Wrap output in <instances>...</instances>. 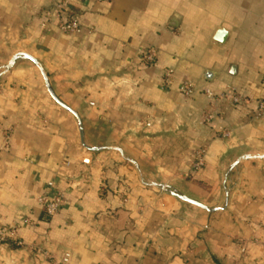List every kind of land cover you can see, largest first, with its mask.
Wrapping results in <instances>:
<instances>
[{
  "label": "crops",
  "instance_id": "1",
  "mask_svg": "<svg viewBox=\"0 0 264 264\" xmlns=\"http://www.w3.org/2000/svg\"><path fill=\"white\" fill-rule=\"evenodd\" d=\"M67 3L0 0V264H264V0Z\"/></svg>",
  "mask_w": 264,
  "mask_h": 264
},
{
  "label": "built area",
  "instance_id": "2",
  "mask_svg": "<svg viewBox=\"0 0 264 264\" xmlns=\"http://www.w3.org/2000/svg\"><path fill=\"white\" fill-rule=\"evenodd\" d=\"M56 1V8L58 10V13L54 15L55 19H57L56 28L65 34L74 35L79 31V28L81 26L80 18L76 14H69L70 12L67 11V0H54ZM63 13V15H62ZM42 28L46 27V23L41 24ZM157 57V51L153 47H149L146 49L143 55V60L148 63L155 62ZM173 71L171 69H168L165 71L163 76V82L165 84H170L172 79ZM195 91V84L194 82L190 80L183 81L181 85L179 86V92L186 97L191 96ZM207 93L210 95V93L207 91ZM230 98L232 102H238L239 98L234 95L233 93L230 95ZM255 117H262L264 116V93L260 100L258 101V104L256 106L255 110ZM203 120L205 122L211 121L214 116L213 113L210 111H206L203 114ZM222 136H228L229 132L227 130L220 129ZM8 138L9 133L5 134V142L2 147V149H5L9 146L8 144ZM206 152V148L204 146L198 147L194 150L193 153V170L198 171L200 170L205 162H204V155ZM39 202L42 206L43 211L48 216H54L57 214L62 206V196L61 193L57 190L43 194L39 197ZM14 230L12 228L8 227H2L0 229V242L7 241L11 236H13ZM16 245L21 246L22 242L19 240L15 241ZM48 257H51V255L46 254ZM70 254L64 253L61 257V263H67L69 260Z\"/></svg>",
  "mask_w": 264,
  "mask_h": 264
},
{
  "label": "water",
  "instance_id": "3",
  "mask_svg": "<svg viewBox=\"0 0 264 264\" xmlns=\"http://www.w3.org/2000/svg\"><path fill=\"white\" fill-rule=\"evenodd\" d=\"M21 58L31 60L32 62H34V63L39 67V70H40V72H41V74H42V76H43V80H44L45 87H46L48 93L50 94V96H51V97H52V98H53V99H54V100H55L60 106H62L63 108L67 109L68 111L72 112L73 115L77 118V121H78V124H79L80 136H81V138H82V128H81V124H80L79 118L77 117V115H76L71 109H69L65 104H63V103H62V102H61V101H60V100L54 95V93H53V91L51 90V87H50V85H49L48 78H47L45 72L43 71L42 67L39 66V64H38V62H37V60H36L35 58H33L31 55H29V54H27V53H24V52L17 53V54H15V55L12 56L11 60H10L9 63L6 65L5 69L8 70V69L14 64V62H15L16 60L21 59ZM87 149H89V150H97L98 148H95V147H94V148H88V147H87ZM249 157H251V156H246V158H249ZM255 157L264 158V155L255 156ZM172 194L175 195V196H177L178 198H180V199H182V200L188 201V202H190V203H193V204H195V205H198V206H200V207H204V208H205V206H203L202 204H200V203H198V202H196V201H194V200H191V199H189V198H187V197H185V196H183V195H179V194H177V193H175V192H172Z\"/></svg>",
  "mask_w": 264,
  "mask_h": 264
}]
</instances>
